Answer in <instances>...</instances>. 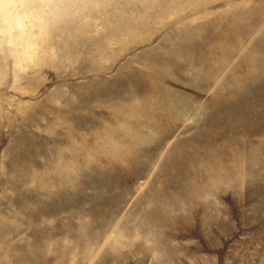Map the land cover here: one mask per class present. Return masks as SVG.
Returning a JSON list of instances; mask_svg holds the SVG:
<instances>
[{
	"label": "rangeland",
	"instance_id": "374dc122",
	"mask_svg": "<svg viewBox=\"0 0 264 264\" xmlns=\"http://www.w3.org/2000/svg\"><path fill=\"white\" fill-rule=\"evenodd\" d=\"M0 264H264V0H0Z\"/></svg>",
	"mask_w": 264,
	"mask_h": 264
}]
</instances>
